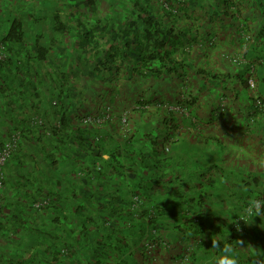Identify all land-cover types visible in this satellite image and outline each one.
<instances>
[{"label": "crops", "instance_id": "0c3cea01", "mask_svg": "<svg viewBox=\"0 0 264 264\" xmlns=\"http://www.w3.org/2000/svg\"><path fill=\"white\" fill-rule=\"evenodd\" d=\"M59 1L62 4L56 6L47 0H0V27L5 28L6 15L15 12L23 26L24 19L37 22L35 9L41 3V22L48 19L51 30L67 39L48 46L41 35V47L48 48L49 53L56 52L55 67L68 74L67 83L75 84L79 93H83L73 98L76 101L72 105L76 102V108L69 107L71 127L74 128L79 118L98 116L104 106H110L112 115L104 127L107 130L104 138L120 140L118 117L124 109H129L128 125L132 131L151 126L159 129L160 141L168 139L167 160L155 170L144 169L121 157L115 163L112 160L115 156L107 152L108 146L94 149L96 154L86 147H76L80 156L72 158V154L67 156L60 151L54 156L56 163L50 167L44 161L50 149L43 148L39 163L41 183L43 195L52 191L49 196L52 207L30 213L22 198L9 196L12 199L6 203L0 226V264H214L219 249L211 248V239H216L221 249L231 244L238 264H264V216L247 222L242 235L235 234L232 227L244 203L264 194V111L259 112L253 105L254 98L264 101V38L260 41L256 37L252 2L213 0L210 5L218 9L212 20L198 6L183 7L176 25H198L207 40H213L206 44L198 35L196 43L184 42L181 46L183 42L177 38L179 30L175 31L168 46L183 48L180 57L186 56L188 60L185 72L152 81L135 73L126 80L104 77L111 79L105 85L102 77L92 75L89 66L73 62L86 50H79V42L70 39L72 31H66L64 25L90 29L96 18L101 20L115 10L112 1L95 5L89 0ZM233 10L239 14L234 26L224 19L225 12L229 15ZM3 11L6 13L1 16ZM151 12L156 15L158 10L152 8ZM125 15L119 14L118 19ZM75 31L78 34V29ZM183 31L187 32L185 28ZM180 38L190 40V37ZM178 52H173V56ZM237 58L242 59L241 64H231V59ZM249 66L252 72L254 69L252 90L243 88L241 81L248 76ZM204 68L229 79L219 83L204 81L200 76ZM79 72H86L87 76H78ZM241 74L244 75L240 78ZM140 95L152 103L184 101L187 95L194 103L188 105L187 116L169 119L168 115L163 118L154 104L137 107L135 100ZM43 99L41 108L46 107ZM217 108L221 114L216 112ZM217 114L220 118L216 120ZM196 119L198 125L193 126L192 120ZM147 150L146 147L143 150L146 155L156 152L153 148L149 153ZM95 166L102 171L98 181L88 177L75 179L76 171L88 176ZM118 167L123 168L122 174L116 170ZM31 171L30 180L37 177ZM151 174L154 179L150 188L141 189L140 196L134 188L140 185L143 176ZM60 178L62 188L56 190L53 185ZM134 194L139 195L137 205L132 199ZM193 216L200 217L201 245H189L182 239ZM149 217H153L150 228L146 226ZM82 224L86 232L84 239L79 236ZM153 227L165 245L143 236L150 234ZM64 248L68 252L61 254Z\"/></svg>", "mask_w": 264, "mask_h": 264}, {"label": "trees", "instance_id": "16d2710c", "mask_svg": "<svg viewBox=\"0 0 264 264\" xmlns=\"http://www.w3.org/2000/svg\"><path fill=\"white\" fill-rule=\"evenodd\" d=\"M108 1H112L111 5L115 10L101 17V20L96 18L93 26L85 30L82 40L86 46L91 43L89 50L83 53L81 58L73 61L78 62L76 65H80L82 62V66H89L94 77H110L116 80L123 77L126 80L135 73L147 81L158 78L164 80L171 74L185 72L188 68L186 56L180 57L183 48H169L168 46L172 43L175 31L179 30L177 38L183 42L181 46L185 45L184 42L191 45L196 43L194 41L198 35L200 39L202 38L203 43L211 44L213 42L211 39L207 40L206 35L200 32L198 25H194V27L176 25V19L181 16L183 7L198 6L201 11L206 12L208 19L212 20L216 10L210 5L213 0H89V3L108 4ZM251 2L252 14H255L256 37L261 41L264 38V0H249V3ZM152 8L158 10L156 15L151 12ZM4 13L6 12L3 11L1 16H4ZM119 14L126 15L119 20ZM17 16V12L14 15H6L7 26L0 27V53L2 54L0 57V154L3 152L6 154L3 163L0 164V226L7 208L6 203L12 199V196L9 197L10 195L14 194L13 197L22 198L26 203L24 204L26 210L30 213L52 207L49 198L52 196V191L49 190L43 195L44 190L41 183V169L39 168L41 165L39 163H41L43 148L50 149L44 158L50 167L56 163L54 156L60 151L67 153V156L72 154V158L80 156L76 147H86L95 153L94 149H105L108 146L107 152L109 151L112 156H115L112 157L115 163L121 157L144 169L155 170L167 160L165 144L168 139L162 138L160 141L159 129L151 128V126L145 130L139 128L132 131L128 125L129 109H124L118 117L122 132L120 140L114 138L111 141V139L105 140L104 138H107V130H104V127L110 122L112 115L110 106H104L98 116L85 115L79 118L77 124L72 128L68 110L69 107L76 108V102L72 105V102L76 101L73 98H76V95L82 96L83 93H79L75 84L67 83L68 74L58 71V67H55L57 65L56 52L49 53L48 48H42L39 39H35V44L27 42L24 26ZM238 18L239 14L236 10H233L229 15L227 12L224 14L225 21H231L233 26L236 24V20H239ZM184 28L186 33L183 31ZM180 37L183 39L190 37V40H181ZM178 50L177 56H173V52ZM241 61L242 59L239 58L235 62L231 59V64L238 66ZM53 67L57 70L54 71ZM201 72L203 73L200 75L203 76L202 80L206 79L211 83L229 79L227 75L205 68L201 69ZM253 72L250 67L247 71L248 76L245 80H241L245 84H242L243 88L254 89V79L251 77ZM79 73L78 76H87L86 72ZM243 75L241 74L240 78ZM249 80L253 82V86L249 85ZM43 83L45 85H43L44 90L42 91ZM186 97L187 99L184 101L178 100L173 103L167 100L152 103L150 99L140 95L135 103L137 107L154 104L153 107L158 109L163 118L164 115H168L170 119L177 115H188V105H193L194 101L190 96L186 95ZM41 99L46 102V109L41 108ZM189 100L191 101L189 102ZM263 102L260 98L253 100V105L259 109V112L264 111ZM215 110L221 114L218 108ZM220 114L216 115V120L220 118ZM49 116L52 117L48 118ZM212 120V118L209 119L211 124L214 122ZM192 123L193 126L198 125L197 119L196 121L192 120ZM109 142L114 143L109 144ZM7 145H10L8 150ZM145 147L148 148V153L151 148L156 152L153 153L154 155H146L143 151ZM32 167L33 171H31ZM122 169L121 167L116 168L120 174H122L121 171H124ZM129 169H126V172L135 173L132 168L131 171ZM30 171L37 177H32L30 180ZM101 172V169L96 166L94 172L90 171L88 176L76 171L75 179L80 181L84 177H88V179L92 178V180L97 179L96 181H98ZM141 179L143 180L139 182L140 185L134 188L139 195L142 192L141 189L149 190V185L154 178L151 174L146 178L143 176ZM33 181H36L37 184L34 185ZM53 186L56 190H61V178L55 181ZM68 190L66 189L67 192ZM45 192L47 191L45 190ZM137 194L132 197L136 200L135 205H137V199L139 200ZM40 195L42 196L39 197ZM256 199L264 200V194ZM111 201L110 206L112 205ZM248 202L244 203L232 223L237 235L244 233L245 225L252 219L243 215L244 210L248 207ZM199 218L198 216L191 217L192 223L184 229L182 239L189 245H201V240L198 237L202 233ZM73 224L75 225V222ZM81 226L79 227V236L84 239L86 232L84 225ZM146 226L148 228L153 226V217L147 219ZM143 236L147 239L152 237L157 244L165 245L164 241L159 239V232L155 227L150 234ZM65 251L68 252L67 248H64L61 254Z\"/></svg>", "mask_w": 264, "mask_h": 264}, {"label": "rangeland", "instance_id": "374dc122", "mask_svg": "<svg viewBox=\"0 0 264 264\" xmlns=\"http://www.w3.org/2000/svg\"><path fill=\"white\" fill-rule=\"evenodd\" d=\"M47 1H51L53 4L55 2V5H59V4H62L61 1L59 0H47ZM99 1V0H97ZM70 2H73V0H71ZM218 9V8H216ZM23 11H24V6H23ZM36 13H37V22L35 23H31V18H28V22L24 19L23 20V23H24V34H25V38L27 39V42L29 44H35V40L34 38H37L39 39V43L41 44V35H43V39L44 41L49 45H53V46H56L57 45V41L61 40V41H67L66 38H60V34H58L56 31H53L51 30L50 28V22L48 21V19H44L45 21H42L41 22V19H40V16H41V3H38L36 9H35ZM85 15H83L84 17ZM47 21V22H46ZM44 24V25H41ZM65 29L66 31H69L71 30L72 31V35L70 37V39H72L73 41H77L79 42V45H78V48L79 50H86L85 52H87V50H89V47H90V44H87V46L85 45V43H83V38H84V32L86 30V27L85 26H81V27H77L78 29V34L76 33L74 27L70 24V23H66L65 25ZM66 37V35H64ZM69 38V37H67ZM95 41H96V38H94ZM49 42V43H48ZM73 46H76V45H73ZM85 47V49H84ZM53 55V54H51ZM243 68V67H241ZM102 79V84H105V85H109V82L110 80H106L104 79V77L101 78Z\"/></svg>", "mask_w": 264, "mask_h": 264}, {"label": "clouds", "instance_id": "9594fccd", "mask_svg": "<svg viewBox=\"0 0 264 264\" xmlns=\"http://www.w3.org/2000/svg\"><path fill=\"white\" fill-rule=\"evenodd\" d=\"M243 215L249 218L264 216V200L251 199ZM237 230L239 231V228ZM240 244L242 246L243 242L240 241ZM211 248L219 249V255L215 257L214 264H238L235 250L231 244H225L221 249L219 242L216 239H211Z\"/></svg>", "mask_w": 264, "mask_h": 264}, {"label": "built area", "instance_id": "2783aa9c", "mask_svg": "<svg viewBox=\"0 0 264 264\" xmlns=\"http://www.w3.org/2000/svg\"><path fill=\"white\" fill-rule=\"evenodd\" d=\"M0 52H1V51H0ZM1 56H2V54L0 53V57H1ZM235 61H236V59L233 60V62H235ZM248 83H249L250 86H253V82H252L251 80H249ZM123 121H124V118H123ZM9 147H10V145H7V150H8ZM5 155H6V154H5L4 152H3V154H0V164L3 163Z\"/></svg>", "mask_w": 264, "mask_h": 264}]
</instances>
